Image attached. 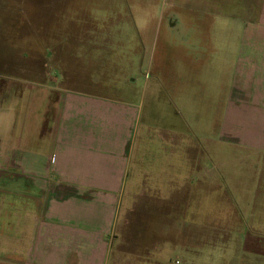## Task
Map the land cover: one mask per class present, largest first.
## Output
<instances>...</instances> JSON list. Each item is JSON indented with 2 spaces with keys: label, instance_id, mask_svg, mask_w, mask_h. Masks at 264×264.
<instances>
[{
  "label": "rangeland",
  "instance_id": "374dc122",
  "mask_svg": "<svg viewBox=\"0 0 264 264\" xmlns=\"http://www.w3.org/2000/svg\"><path fill=\"white\" fill-rule=\"evenodd\" d=\"M187 6L183 0H0L4 115L17 122L28 115L37 127L50 96L42 83L54 100L70 90L138 107L125 114L136 121L131 172L138 193L133 199L129 194L132 179L122 184L109 264H245L247 255H264V226L255 229L264 224V200L253 208L254 192H264V151L221 142L226 73L220 61L211 65L191 50V38L222 49L228 32L206 17L199 32L192 24L197 14ZM174 147L181 149L173 154ZM28 150L30 160L42 163L53 155L46 145L25 147L16 157L14 147H0V183L6 179L11 220L14 161H28ZM179 160L180 199H162L156 185L141 184L145 173L156 182L168 162ZM194 173L199 185L192 183ZM190 185L198 188L196 201ZM190 203L197 208L192 216Z\"/></svg>",
  "mask_w": 264,
  "mask_h": 264
},
{
  "label": "crops",
  "instance_id": "0c3cea01",
  "mask_svg": "<svg viewBox=\"0 0 264 264\" xmlns=\"http://www.w3.org/2000/svg\"><path fill=\"white\" fill-rule=\"evenodd\" d=\"M183 2L197 14L192 24L195 22L199 32H203L205 17L215 29L223 25L228 32L223 36L228 45L222 49L210 48L205 39L191 38L193 54L206 57L211 65L220 61L218 68L226 73L221 142L264 151V0ZM212 52L220 54L221 60ZM42 85L50 96L36 117L37 127L28 115L17 122V117L2 113L7 109H0V147H14L15 157L25 147H53V155H46L43 163L36 157L30 160L29 150L30 161L14 159L12 220L7 217L11 212L5 203L6 179L0 183V264H109L122 184L132 179L129 194L133 199L138 193V177L131 172L136 121L125 115L138 107L133 102L70 90H61L54 100L53 90ZM180 149L174 147L173 154ZM181 176V161L168 162L156 182L145 173L141 184H154L162 199L176 200L181 198ZM204 178L207 183L208 175ZM193 179L199 185L195 173ZM189 187L193 188L190 198L196 201L198 188ZM254 194L256 208V200H264V192ZM174 207H178L176 203ZM196 209L190 203L187 213L195 215ZM259 223L256 226L262 227L254 226L256 230L263 229L264 224ZM245 257V264H264L263 254Z\"/></svg>",
  "mask_w": 264,
  "mask_h": 264
},
{
  "label": "built area",
  "instance_id": "2783aa9c",
  "mask_svg": "<svg viewBox=\"0 0 264 264\" xmlns=\"http://www.w3.org/2000/svg\"><path fill=\"white\" fill-rule=\"evenodd\" d=\"M181 263V260L180 259H176L175 260V264H180Z\"/></svg>",
  "mask_w": 264,
  "mask_h": 264
}]
</instances>
